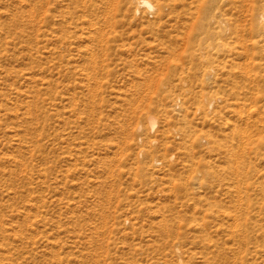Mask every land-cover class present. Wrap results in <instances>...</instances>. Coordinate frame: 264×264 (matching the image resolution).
<instances>
[{
	"label": "rangeland",
	"instance_id": "374dc122",
	"mask_svg": "<svg viewBox=\"0 0 264 264\" xmlns=\"http://www.w3.org/2000/svg\"><path fill=\"white\" fill-rule=\"evenodd\" d=\"M140 1L0 0V264H264V0Z\"/></svg>",
	"mask_w": 264,
	"mask_h": 264
},
{
	"label": "bare ground",
	"instance_id": "6f19581e",
	"mask_svg": "<svg viewBox=\"0 0 264 264\" xmlns=\"http://www.w3.org/2000/svg\"><path fill=\"white\" fill-rule=\"evenodd\" d=\"M140 6L141 7H144V8L146 7L150 11H155L154 4L151 1H149V0H141L140 1ZM148 121H150V126L151 127H154V125H155V119H154V117L148 118Z\"/></svg>",
	"mask_w": 264,
	"mask_h": 264
}]
</instances>
